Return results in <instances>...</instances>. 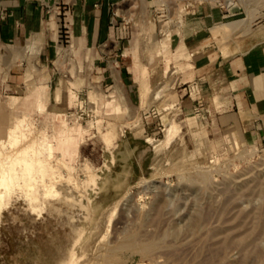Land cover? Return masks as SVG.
I'll return each mask as SVG.
<instances>
[{"label": "rangeland", "instance_id": "374dc122", "mask_svg": "<svg viewBox=\"0 0 264 264\" xmlns=\"http://www.w3.org/2000/svg\"><path fill=\"white\" fill-rule=\"evenodd\" d=\"M110 2L137 15L131 62L152 67L140 74V105L80 76L64 38L53 60L60 86L49 90L36 46L7 47V73L23 68L28 81L0 90V125L23 128L15 145L12 130L0 133V156L52 150L34 156L46 170L31 195L16 186L0 212V264H264V129L255 142L196 117L169 81L168 40L179 6L210 3L242 24L233 41L264 48V0ZM53 89L64 105L44 103Z\"/></svg>", "mask_w": 264, "mask_h": 264}, {"label": "crops", "instance_id": "0c3cea01", "mask_svg": "<svg viewBox=\"0 0 264 264\" xmlns=\"http://www.w3.org/2000/svg\"><path fill=\"white\" fill-rule=\"evenodd\" d=\"M110 1L16 0L9 1L8 7V0H0V90L6 92L12 88L17 92V88L25 87L28 78L23 68L15 67L7 73L5 53L8 46L24 51L29 42L37 48L38 70L48 73L46 87L52 88L56 82L60 86L54 75L53 60L59 55L57 30L62 25L68 33L71 55L77 61L80 76L90 78L96 87L107 91L110 99L114 97L112 101L140 105L143 99L140 74L143 68L149 73L152 67L131 62V57L137 55L134 37L140 34L131 25L137 15L114 12ZM178 8L168 38L172 53L170 72L175 73L169 81L182 87L177 90L176 98L194 114L204 113L215 129L236 131L247 140L261 141L264 48L233 41L231 36L238 34V28L224 26L231 21L214 4H185ZM148 34L144 33L143 38L150 39ZM160 70L165 80L169 70ZM152 79L151 76L148 85L154 82ZM52 93L44 103L65 104L59 102L55 89ZM147 95L156 97L150 86ZM163 102L160 96L158 103Z\"/></svg>", "mask_w": 264, "mask_h": 264}, {"label": "bare ground", "instance_id": "6f19581e", "mask_svg": "<svg viewBox=\"0 0 264 264\" xmlns=\"http://www.w3.org/2000/svg\"><path fill=\"white\" fill-rule=\"evenodd\" d=\"M224 25L228 26L231 29H235L240 27L242 24L240 22H234L224 23ZM220 51H222V53H225L223 49ZM145 91L146 87L143 81L142 94H145ZM7 129L12 130V132H9L7 134L9 144H17L20 140V135H23L22 125H0V133L4 130L7 131ZM62 129L68 130L67 128ZM78 129L80 130L81 128ZM63 148L65 149V145ZM51 150L52 147H50V143L46 142L44 148L35 147L34 145L30 144L28 146L17 149L11 155L0 156V212L8 204L10 195L16 186L22 188L26 196L31 195L35 180L37 178L43 177L46 170L43 160L34 156L46 151L50 152Z\"/></svg>", "mask_w": 264, "mask_h": 264}, {"label": "built area", "instance_id": "2783aa9c", "mask_svg": "<svg viewBox=\"0 0 264 264\" xmlns=\"http://www.w3.org/2000/svg\"><path fill=\"white\" fill-rule=\"evenodd\" d=\"M57 35H58V40L59 41H62L63 38H64L65 41H68L67 40V32L65 30H63V26L62 25H59L58 30H57Z\"/></svg>", "mask_w": 264, "mask_h": 264}]
</instances>
